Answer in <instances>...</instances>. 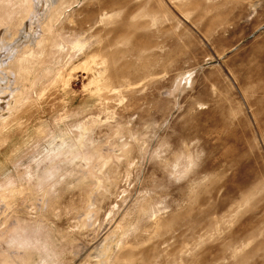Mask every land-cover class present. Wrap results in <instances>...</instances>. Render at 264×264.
Listing matches in <instances>:
<instances>
[{
	"label": "rangeland",
	"instance_id": "374dc122",
	"mask_svg": "<svg viewBox=\"0 0 264 264\" xmlns=\"http://www.w3.org/2000/svg\"><path fill=\"white\" fill-rule=\"evenodd\" d=\"M0 264H264V0H0Z\"/></svg>",
	"mask_w": 264,
	"mask_h": 264
}]
</instances>
